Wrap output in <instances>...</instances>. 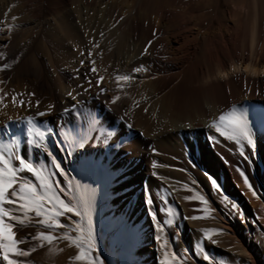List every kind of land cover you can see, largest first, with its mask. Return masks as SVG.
Masks as SVG:
<instances>
[{
	"label": "rangeland",
	"instance_id": "374dc122",
	"mask_svg": "<svg viewBox=\"0 0 264 264\" xmlns=\"http://www.w3.org/2000/svg\"><path fill=\"white\" fill-rule=\"evenodd\" d=\"M115 1L0 0V124H11V132L18 141V151L27 161L38 166H46L51 171L48 154L42 149L23 143L24 122L15 118L35 116L36 111L45 112L49 105L52 106L50 113L36 118L38 126L42 130L52 129L47 136V147L62 162V167L69 177H75L72 184L75 185L79 181L82 189L89 185L96 189L92 221L96 251L104 264H117V260L129 249L131 257L127 261L131 264H142L145 261L150 263L151 253L159 246L155 240L156 235L162 236L159 244L165 242L163 245L166 248L169 246L167 249L170 248L171 253L175 252L179 257L184 253L182 259L186 264H247L238 250L237 241L234 239L231 241L234 254L224 253L215 247V244L212 246L205 243L208 240L204 238L197 223L201 216L193 215L198 218L191 219L193 216H188V219H185L187 216L181 214L180 206L167 181H170L173 170L180 177H193L188 165L184 163V160H187L186 156L180 154L179 161L178 158L164 154L153 142L145 140L137 130L136 119L132 116L134 105L127 104L126 99L130 88L126 81H117L116 77L128 75L129 71L140 66L135 63L128 71L116 59H108L105 53L104 57L105 49L101 46L103 41L97 37L103 32L98 31L99 25H96L103 26L105 23H96V11L106 5L111 8ZM121 1L126 13L139 8L138 11L144 19L140 17L135 21L148 28V17L171 3L170 0ZM254 2L260 5L264 14V0H176L174 4L176 7L184 8L187 15L193 16L191 27L201 26L204 30L207 29L208 35H211L226 26H239L244 13L248 14L247 22L250 24ZM178 23V20H174L172 26L176 27ZM146 26L143 29L147 30ZM114 46L111 44L110 48ZM81 61L84 62L83 65ZM91 68H95L96 71H91ZM98 78H101L99 85L96 83ZM100 88L105 91L100 92ZM70 92L76 97V101L69 97ZM14 96L18 97L15 102ZM21 100L24 102L23 106ZM73 103L79 104L78 111L81 116L64 113V109L71 108ZM9 117L12 119L9 120ZM88 117L96 118L103 125L102 130L105 133H112L109 145L107 147L86 145L83 149H73V154L67 156L58 147L60 132L63 130L65 131L63 134L70 133L74 137H81L86 131ZM7 135L8 133L0 128V137ZM139 143H142V146ZM21 175L36 183L31 174L24 172ZM54 178L64 183L62 177ZM194 189L198 192L203 191L199 184L194 186ZM254 189L260 192L259 188ZM148 198L152 200L151 206L146 203ZM121 203H125L126 206L143 203L149 224L146 216L132 218L124 208L122 209ZM225 206L232 210L231 205ZM152 212L157 216L156 222L152 221L150 215ZM11 214L23 220L21 224L19 220L9 221L7 217L5 218L6 223L12 224L14 237L18 241L17 247L28 252V255L23 257L10 254V258L19 261L20 264H46L42 261V252L51 244L68 245L77 250L75 244L65 238V234L76 235L75 221L80 220L79 217L73 216L71 223L61 217L60 221L64 227L51 229L38 223L41 218L36 217L34 213H29L25 218L22 212L12 207ZM237 215L235 222L243 230L241 242L247 240L248 245L258 251V264H264V232L257 227L251 217L246 218L242 213ZM218 217L211 215L210 219L213 221ZM168 219L173 220L172 225L164 224ZM157 222L163 226L162 235L156 232L151 236L149 252H145L142 247L140 251V247L131 248L139 239L134 234L145 228L153 232L154 224ZM119 224L124 227L128 224L130 226L125 232L122 231L124 233L121 232V235H116L115 230ZM109 232H112L111 238L114 242L107 237ZM37 233L51 234L54 239L51 242L31 239ZM196 233L199 234L195 242ZM26 237L28 239H25ZM119 243L122 245H118ZM117 245L121 246L119 253L116 252ZM180 251L181 254H178ZM70 254L68 260L61 264L77 263L73 250ZM205 254L209 257L208 261L203 259ZM0 264H3L2 258Z\"/></svg>",
	"mask_w": 264,
	"mask_h": 264
},
{
	"label": "bare ground",
	"instance_id": "6f19581e",
	"mask_svg": "<svg viewBox=\"0 0 264 264\" xmlns=\"http://www.w3.org/2000/svg\"><path fill=\"white\" fill-rule=\"evenodd\" d=\"M170 2L160 12L151 13L148 17L149 28L145 25L147 30L143 29L145 26L142 27L139 21H135L141 17L139 8L126 13L121 0H116L111 8L106 5L95 10L96 23H105L103 26L96 25H99L97 30L103 32L102 37L98 34L97 37L102 39L101 46L105 49L103 54L108 59H116L128 71L135 63L140 66L139 72H128L131 78L126 81L130 88L126 99L127 104L134 105L132 116L136 119L137 130L142 137L153 142L166 155L176 159L183 154L187 158L184 163L193 177H180L173 170L170 181H167L181 214L187 217L201 216L197 223L203 234L207 229L220 230L211 235L216 240L215 247L224 253H233L231 241L234 239L246 263L258 264V251L249 246L247 240L241 242L243 230L235 221L237 214L242 213L244 217L254 219L257 227L264 232V14L260 5L254 2L250 24L247 22L248 14L244 13L239 26H226L208 35L207 29L201 26L191 27L193 16L187 15L184 8L176 7V0ZM174 20L179 22L176 27L172 26ZM149 41L152 44L148 52L142 55ZM111 44L115 45L114 48H110ZM233 107L245 114L254 140V149L244 146L247 158L239 155L238 145L219 136L210 127L221 113L229 112ZM213 135L217 139L215 143L209 139ZM139 144L142 146V143ZM237 167L245 172L254 188L260 189V192L256 191L258 198H254L247 190L235 170ZM209 177L216 182L220 191L212 188ZM198 184L203 188L202 192L194 189ZM199 196H203L208 203L200 202ZM185 197L197 199L186 200ZM223 197H227V200ZM232 203L237 205L238 212L228 210L225 206ZM120 206L132 218L146 216L149 224L143 203L134 206L121 203ZM206 207L212 211L203 212L202 209ZM211 215L219 217L211 221ZM129 226L119 224L115 234L121 235ZM111 233L107 237L114 242ZM154 233L155 226L153 232L145 228L135 233L139 239L131 248L140 247V251L142 247L145 252H149V240ZM198 234L194 236L195 242ZM205 243L214 245L209 240ZM118 245L117 253L121 251ZM158 245L156 251L151 253V262L142 264H160L164 249L161 243L158 242ZM167 248L171 253L170 248ZM72 250L77 255L79 250L71 246L51 244L43 250L42 261L46 264L64 263ZM130 251L125 255L122 253L117 264H131L127 261L131 257ZM85 262L77 260L76 264Z\"/></svg>",
	"mask_w": 264,
	"mask_h": 264
},
{
	"label": "snow or ice",
	"instance_id": "6c2138e0",
	"mask_svg": "<svg viewBox=\"0 0 264 264\" xmlns=\"http://www.w3.org/2000/svg\"><path fill=\"white\" fill-rule=\"evenodd\" d=\"M151 44L152 41H149L142 55L148 52V47ZM89 57H91V53H89ZM83 63L81 61L82 65ZM89 63H91V59H89ZM90 70L93 72L96 71L95 68H91ZM139 71L140 68H137L133 70V73L135 74ZM100 79H97V85H99ZM116 79L117 81H128L130 77L124 75L117 76ZM88 83L91 86V81ZM88 90H90V87ZM104 91L105 89L100 88V92ZM68 95L73 101H76V97L71 92ZM16 99L18 97L14 96L13 101L15 102ZM115 100L116 98L114 97L113 102ZM23 104L24 102L21 100V106ZM78 107L79 104L73 103L71 108L64 109V113L66 115L75 113V115L81 116L82 114L78 111ZM51 110L52 106L49 105L47 111H36L35 116L27 115L15 118L18 121L22 120L24 122L23 143L44 150L50 158L51 171L46 166H38L33 162L27 161L18 151V141L15 134L11 132V124H0V128L8 133L6 137H0V258H2L3 264H20L19 261L11 259L10 254L20 257L28 255L27 251H22L17 247L18 241L14 237L12 224L5 222V218L7 217L9 221L19 220L23 224V220L20 217L11 214L12 207H15L17 211L23 213L25 218L29 213H34L36 217L41 218L38 223L51 229L64 227V224L60 221L61 217L66 218L70 223L72 222L73 216L79 217L80 220L75 221L74 231L76 235L68 236L65 234V238L75 244L79 250L75 259L78 261H86V264H104V261L96 251V239L92 221L96 189L91 188L90 185L82 189L79 181L75 185L72 184V180L75 177H69L67 171L62 167V162L47 147V136L52 132V129L42 130L38 126L36 118L44 117ZM8 119L11 120L12 118L9 117ZM124 126L131 127V125ZM210 127L214 128L215 133H218L219 136L233 141L238 145L239 155L241 157L247 158L243 150L245 145L254 149V140L249 130L248 120L245 114L238 108L233 107L231 111L221 113L217 119L212 121ZM102 129L103 125L96 118L88 117L87 128L83 135L81 137H74L70 133L63 134L65 131L62 130L58 137V147L67 156L73 154V149H83L86 145L91 147H107L110 143L109 137L112 133H105ZM209 139L213 143L217 142L215 135L210 136ZM235 170L243 179V184L247 190L251 192L254 198H258L257 192L251 185L245 172L239 167ZM24 172L31 174L35 178L36 183L30 179H25L21 175ZM55 176L62 177L64 183L62 184L59 180L55 179ZM209 180L212 188L220 191L216 182L210 177ZM89 188H91V191H89ZM223 198L227 200V197ZM185 199L192 200L197 198L185 197ZM198 200L204 204L208 203L203 196H199ZM146 203L151 206L152 200L148 198L146 199ZM5 205L10 207L6 208ZM231 208L234 211L238 210L235 203L231 204ZM202 211L209 213L212 210L206 207ZM150 215L153 221L156 222V214L152 212ZM197 218V216L191 217V219ZM185 219H188V217H185ZM164 224L172 225L173 220H165ZM154 225L157 233L163 231V226L160 223L157 222ZM214 231L220 230H204V238L216 244V240L212 239L211 235ZM25 239L28 238L26 237ZM31 239L51 242L54 237L51 234L37 233ZM160 239V235L155 236L157 242ZM160 246L164 249V258L160 261V264H185V261L175 252L169 253L165 245L161 244ZM203 259L208 261L209 257L205 254Z\"/></svg>",
	"mask_w": 264,
	"mask_h": 264
}]
</instances>
